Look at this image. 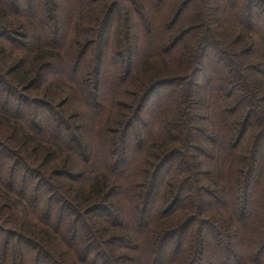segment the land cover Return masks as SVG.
I'll list each match as a JSON object with an SVG mask.
<instances>
[{"label": "trees", "instance_id": "trees-1", "mask_svg": "<svg viewBox=\"0 0 264 264\" xmlns=\"http://www.w3.org/2000/svg\"><path fill=\"white\" fill-rule=\"evenodd\" d=\"M117 1L0 0V264H264V0Z\"/></svg>", "mask_w": 264, "mask_h": 264}, {"label": "rangeland", "instance_id": "rangeland-1", "mask_svg": "<svg viewBox=\"0 0 264 264\" xmlns=\"http://www.w3.org/2000/svg\"><path fill=\"white\" fill-rule=\"evenodd\" d=\"M64 1H66V0H64ZM136 1V0H135ZM178 4H179V2H181V1H184V0H175ZM68 4V2H64L62 5H63V7H64V10H67V4ZM219 3V1L218 0H201V2H198V0L197 1H194L190 6H187V9H189V11L188 12H186L185 13V15H186V18L189 16L188 15V13L191 11V10H193V9H196V10H200L201 12H202V14H203V18L205 17V19H206V21H207V26H209V27H214V22H215V17H214V14H213V12L215 13V15H216V13H217V8H218V4ZM181 4V3H180ZM200 4H201V6H200ZM146 5V4H145ZM217 5V6H216ZM117 6L120 8V7H122L121 9H125V7H127V6H129L130 7V9L132 8V3H130V1L129 0H118L117 1ZM125 6V7H124ZM216 6V8H214ZM128 7V8H129ZM201 7V8H200ZM208 7L210 8V11H209V9H208ZM129 9V11L131 12V10ZM64 10H63V12H64ZM146 11H149V7H146V10L144 11V16H146ZM187 11V10H186ZM153 19H154V21H153ZM150 18V19H148V21H149V23L152 25V28H153V30L154 31H156L157 32V30H158V28L160 27V25L158 24V18H156V17H154V18ZM213 19H214V21H213ZM181 24V23H180ZM179 25V24H178ZM138 27V26H137ZM137 27H134L135 28V30L137 31ZM196 54H197V52H196ZM4 55H2L1 54V56H0V59L3 57ZM208 58V57H207ZM162 59H160V61H159V64H160V66L162 67V66H164L165 65V62L164 61H161ZM157 60H155V59H153L152 60V63H153V65L150 67V69H151V71L153 72H157V69H156V63H158V62H156ZM205 62V63H204ZM204 62H202L201 61V63H198V65L196 66V68L198 69V72L196 73H191V77H192V79L197 83V82H199V87H197V89H195L194 90V92H195V99H200V101H199V103H200V105L202 106V102L203 101H201V96H200V94H204L205 93V86H203V83H202V80L206 77V75L207 76H209L210 74H209V70L208 69H210V62L209 61H207V59L204 61ZM204 63V64H203ZM188 65H190V59H189V64ZM159 66V67H160ZM172 67H170V69H171ZM173 68H175V69H178V71H179V73L181 74V69H179V68H177V67H175V66H173ZM0 69H1V67H0ZM2 70V69H1ZM186 70V69H185ZM188 73H189V70H188ZM162 74H159V76H157V77H159L160 78V76H161ZM193 81V82H194ZM188 87H189V85H187ZM193 86V85H192ZM185 87H186V85H185ZM178 90L179 91H183L182 90V87H181V85L178 87ZM198 94H199V96H198ZM193 116V115H192ZM187 119L188 120H186V121H188V122H192V120H189V117H187ZM0 140H2V136H0ZM186 153V152H185Z\"/></svg>", "mask_w": 264, "mask_h": 264}]
</instances>
